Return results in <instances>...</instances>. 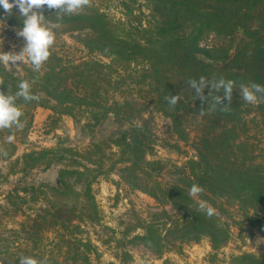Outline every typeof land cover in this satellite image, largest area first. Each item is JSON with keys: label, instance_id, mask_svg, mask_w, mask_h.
Listing matches in <instances>:
<instances>
[{"label": "trees", "instance_id": "1", "mask_svg": "<svg viewBox=\"0 0 264 264\" xmlns=\"http://www.w3.org/2000/svg\"><path fill=\"white\" fill-rule=\"evenodd\" d=\"M120 2L124 16L119 18L112 17L98 0H91V6L78 15H65L62 21L57 19L55 9L43 13L47 26L59 24L65 31L83 33L84 45L91 52L108 58V62L95 57L61 68H57L58 63H47L43 72H34L27 66L24 75L0 66V80L4 84L0 85V90L14 95L21 80L34 81L32 92L39 94V102L27 103L22 97L16 100L24 113L21 117L24 126L31 111L37 107H48L75 118L78 117L76 111L89 113L92 124L111 115L124 120L133 115L135 100L109 103L106 93L109 95L110 91L106 87L119 85L123 80L121 72H130L132 68L142 72L140 79L135 75V81L148 84L145 97L172 118L177 131L183 129L184 112L205 109L204 131L198 139L197 156L185 163L174 182H163L158 174L166 165L160 159L150 158L154 147L142 124H132L118 135L93 142L83 150L58 146L24 153L20 158L24 171L50 168L55 163L62 166L55 183L20 182L5 194L9 203L4 207L7 214H22L25 218L18 228L10 229L8 234L0 233V261L3 264H19L21 255L38 260L46 256L49 264L90 262L88 253L96 251V246L78 237L80 226L76 221L84 220L85 215L99 220L93 183L107 172L103 169L106 160L110 163L108 170L122 164L125 179L182 212L183 220H177L170 233L181 237L193 234L189 239L195 241L207 235L213 248L223 245L229 232L218 213L209 218L199 210V200L215 205L213 198L219 195L238 200L248 209L264 207V172L254 162L250 144L243 139L246 124L241 120L237 91L244 81L264 85V0ZM16 10L13 8L9 14L0 7V16L8 23L22 27L23 18ZM210 34L222 36L224 43L203 44ZM113 72H118L120 78L114 79ZM200 76L208 81V87L204 89L207 99L203 102L188 84L189 78L199 82ZM221 77L236 81L231 111L227 113L211 111L213 98L223 97V89L216 91L211 88V83L218 82ZM169 93L180 96L176 108H171L164 100ZM261 107L264 110V102ZM18 131L16 125L0 130V147L8 151L6 159L11 158L16 149L13 142L7 141V136ZM105 144H108L106 150ZM11 172L16 171L11 168L4 174L0 169V179L6 180ZM194 183L205 189L197 198L188 194ZM41 200L45 201L44 205H30ZM217 207L225 210L222 204ZM246 217L254 225L259 224L264 232V222L258 215L246 213ZM146 227V234L135 238L149 247L155 242L163 252L162 236L157 232L156 223L150 222ZM50 232L55 234L53 239L47 235ZM77 246L85 247L88 253L75 251ZM73 248L74 252L70 254ZM233 261L264 264V255L245 252L233 256Z\"/></svg>", "mask_w": 264, "mask_h": 264}, {"label": "rangeland", "instance_id": "2", "mask_svg": "<svg viewBox=\"0 0 264 264\" xmlns=\"http://www.w3.org/2000/svg\"><path fill=\"white\" fill-rule=\"evenodd\" d=\"M98 2L112 17L124 16L120 0H98ZM15 9L18 12V8ZM144 9L147 11L146 6ZM20 28L0 16V52L19 53L22 50L26 41L17 35ZM64 28L60 26L55 29V44L41 72L46 69L47 63H58L57 68H61L88 58L96 57L109 61L99 53L91 52L84 45L83 33L65 31ZM223 43V37L216 34H210L203 40V44L207 46ZM27 66L30 65L20 64L18 68L12 66L10 70L24 75ZM129 71L121 72L123 80L119 81V85L106 87L110 91L106 96H109V103L114 100L118 102L135 100L133 117L128 114L129 117L126 119L118 120L111 115L99 123L92 124L89 113L76 111L78 117L75 118L48 107H37L31 111L25 121L26 128L24 126L23 130L15 134L14 155L8 159L0 157V169L4 174L11 168L16 171L9 173L6 180L0 179V233L8 234L10 229L18 228L25 218L22 214L8 215L4 208L9 206L5 194L15 184L55 183L58 180V172L62 166L59 163L53 164L50 168L22 170L20 158L26 152L58 146L83 150L93 142L105 141L118 135L122 129L132 124H142L147 128L154 147V154L150 158L160 159L166 165L158 174V178L163 182H174L182 172V167H185V163L197 156L198 139L204 131L201 111L184 112L183 129L177 131L172 118L161 112L145 97L148 84L135 81V75L140 79L142 72H135L132 68ZM112 76L114 79L120 78L118 72H113ZM237 91L240 97L239 87ZM240 101L241 120L246 124L242 132L243 139L250 144L249 150H253L255 155L254 162L264 172V110L261 107L263 102L248 104L241 97ZM103 147L105 150L108 149V144ZM112 148L115 150L113 146ZM109 164V160H106L103 169L107 172L99 175L97 181L93 183V193L100 210L99 220L90 219L85 215L84 220L76 221L80 226L78 237L83 241L89 240L96 246V251L89 253L85 247L77 246L75 251H86L89 255L90 262L85 264H238L233 261L235 255L245 252L264 255V242H260L264 241V232L259 224L254 225V222L246 217V213L250 216L258 215L264 222V207L248 209L238 200L226 196H214L215 205L210 204L217 209L229 235L223 245L213 248L207 235H202L195 241L189 239L193 234L181 237L170 233L175 222L183 220L182 212L170 202L157 200L125 179L121 170L122 164H117L108 170ZM44 202V200L31 202L30 205L38 207L44 205ZM220 204L225 210L217 207ZM150 222L156 223V228H159L157 232L162 236L163 252L155 242L149 247L135 238L137 235L146 234V225ZM47 235L50 239L55 236L53 232ZM49 246L52 244L49 243ZM73 252L74 248L70 254Z\"/></svg>", "mask_w": 264, "mask_h": 264}, {"label": "clouds", "instance_id": "3", "mask_svg": "<svg viewBox=\"0 0 264 264\" xmlns=\"http://www.w3.org/2000/svg\"><path fill=\"white\" fill-rule=\"evenodd\" d=\"M91 6V0H0V7L5 12L11 14V10L18 8L19 16L23 18L22 27L18 30L17 35L23 37L26 41L25 46L19 53L16 52H0V66L6 69H12V66L19 67L20 64H29L34 72H39L51 56V48L55 44L56 33L55 28H59L57 24L49 27L45 24L44 11L57 10V19L62 21L65 15H78ZM34 81L27 79L21 80L18 84V91L15 94H6L0 90V130L11 129L16 125L19 130H23L24 123L21 117L24 115L20 106L16 104L17 98H23L27 103L39 102V94L32 92ZM188 84L196 91V96L200 101H205L207 96L204 95V89L208 87L206 77L200 76L199 82L195 78H189ZM0 85H4L0 80ZM211 88L216 91L223 89V97L215 96L211 111H221L227 113L231 111V103L233 91L236 88V81L221 77L218 82H212ZM240 97L248 104H258L264 102V85L254 81L247 84L239 85ZM164 100L171 108H176L180 101L179 95L169 93ZM228 103L224 104L223 101ZM201 114L205 113V109L201 108ZM209 111V110H207ZM15 135H9L7 141L12 143ZM8 151L0 147V157H7ZM205 189L199 184H192L189 189V196L193 198L199 197ZM198 208L207 217L211 218L217 213L209 202L205 200L198 201ZM264 242V241H260ZM3 264V261H0ZM19 264H49L48 258L45 256L43 260H38L32 256L21 255Z\"/></svg>", "mask_w": 264, "mask_h": 264}, {"label": "crops", "instance_id": "4", "mask_svg": "<svg viewBox=\"0 0 264 264\" xmlns=\"http://www.w3.org/2000/svg\"><path fill=\"white\" fill-rule=\"evenodd\" d=\"M172 264H176V263H172Z\"/></svg>", "mask_w": 264, "mask_h": 264}]
</instances>
